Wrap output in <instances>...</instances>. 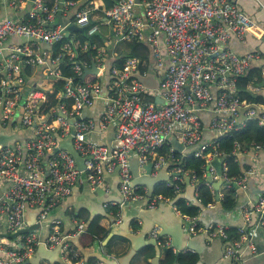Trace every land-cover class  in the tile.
<instances>
[{
  "label": "built area",
  "instance_id": "obj_1",
  "mask_svg": "<svg viewBox=\"0 0 264 264\" xmlns=\"http://www.w3.org/2000/svg\"><path fill=\"white\" fill-rule=\"evenodd\" d=\"M2 6L19 12L18 17L0 18V134L17 135L0 142V184L9 182L0 192V215L6 217L10 232L25 228L27 207L38 208V220H45L82 182V173L96 187L103 183L104 171L117 170L122 202L145 199L154 208L170 200L160 192L149 195L145 185L132 184L133 152L139 166L152 162L154 175L169 163L166 185L176 193L184 189L186 175L198 191L196 172L186 169L183 161L192 154L204 160L203 176L212 191L217 180L227 188L247 187L254 169L230 175L227 156L253 155L260 144L235 140L229 153L219 148L221 137H232L245 123L238 121L243 110L247 118L264 126L260 105L253 106L238 91L239 77L260 58V50L239 54L230 46L233 35L244 39L255 32L260 37L262 28L237 1L0 0ZM139 41L151 48L153 69L160 79L156 90L137 75L148 64L130 53L129 44ZM120 44L123 50L117 53ZM92 63L95 77L84 80V70ZM34 67L42 68V82L31 77ZM104 88L106 104L100 117L85 116L84 109ZM155 96L161 101L156 102ZM112 122L116 127L111 141L96 142L94 133L103 134ZM176 129L183 147H190L187 153L170 143ZM67 135L84 159L83 168L60 147V138ZM174 207L190 232L222 239L224 255L232 264H243L246 252H257L251 223L264 224V196L244 207L245 223L235 233L226 224H203L197 215ZM114 215L120 221V213ZM59 222L53 221L44 244L59 249L63 264H83L70 238L86 231L84 221L77 219L69 232H63ZM150 235L176 251L158 226ZM38 243L36 235L28 233L22 245L3 249L7 255L0 256V264H26Z\"/></svg>",
  "mask_w": 264,
  "mask_h": 264
},
{
  "label": "crops",
  "instance_id": "obj_2",
  "mask_svg": "<svg viewBox=\"0 0 264 264\" xmlns=\"http://www.w3.org/2000/svg\"><path fill=\"white\" fill-rule=\"evenodd\" d=\"M235 1L238 2L246 13L254 17L256 22L260 25V28H262L261 31L260 29L258 30V32H260V37H258L255 32H249L244 39H240L236 35H233L230 39L231 48L239 54H245L257 49L260 50V58L254 60L251 68L248 70L256 74V69H260V83L254 84L251 82L246 87L252 95L257 96L260 94V100L254 101L253 99H248L247 96H241V98L251 101L252 104L254 103L253 106L255 107L260 105L258 107L260 115L264 114V72L261 70L264 59V0ZM7 16L18 17L19 12L10 6L0 7V18ZM13 40L17 41L19 39L14 38ZM142 44H146L149 47V57L145 58L148 60V64L140 70L142 75H146L149 71H152L151 68L153 69V60L151 58L150 46L147 43ZM122 50L123 44H120L117 53H121ZM29 72L34 80L38 82L44 80L45 75L42 68L34 67L29 70ZM257 76L258 75L255 77ZM158 86L159 83H157L156 86L149 87L156 90ZM256 86L258 87L257 90L254 89ZM212 90L214 95H216L217 87L215 85H212ZM105 91L104 88L102 95L95 99L92 105L84 109L85 116L95 119L100 117L106 104ZM157 97L158 96H155L154 100L160 102L161 99H156ZM244 112V110L240 112L238 121L240 123L245 121V123L236 131L246 126L247 119H255L247 118ZM223 113L226 114V111L224 110ZM205 116L207 117L206 114ZM115 127L116 123L112 122L103 134L94 133L93 139L98 143L110 142ZM208 136L209 134L206 133L205 138ZM251 142L258 143L254 140L244 141V143L249 144ZM170 143L174 145L178 151L185 150V153L189 151L188 149L190 147H186V149L181 144L178 129L171 134ZM60 145L63 147H70L72 145L71 137L67 135L60 138ZM135 154L137 153L133 152L131 158ZM131 158L130 167H132ZM234 159L240 160L241 171L251 168L254 169L255 172L249 176L246 188H238L236 190L234 194L236 205L231 209L225 208L221 203V200L227 192V187L222 184L220 180L215 181L213 193L216 200L207 205L199 206L200 210L198 214H196L199 221L203 224L220 222L226 224L231 229H236L245 223L243 214L244 207L250 202H256L259 198L264 196V144H260V148L257 149L255 154L242 153L239 154L237 158L234 157ZM148 163L142 167L135 161V168L138 172V176L135 175L131 168L133 174L131 180L132 184L145 185L148 188V185L141 183L143 181L139 179V177L147 173L146 166ZM214 163L217 165L218 161L216 160ZM163 166L156 175L151 174L150 171L152 177L157 176L162 179L153 186V192L155 193L158 188L167 186L166 183L170 180L169 170L171 165L166 163ZM217 167L219 169L218 165ZM81 177L83 178L82 182H78L73 187L72 192L50 210L47 218L43 221L38 220V208L27 207L25 209V228L17 232H10L6 226V217L0 215V256L5 257L7 255L3 249L22 245L26 235H28V233H33L36 235L39 243L36 245L35 252L30 256L29 261H27V259L25 263L34 264V262L36 263L37 261L38 264H63L59 249L57 247L50 248L46 246L44 240L47 239L51 229H53L52 223L54 220H60L59 226L61 230L63 232H69L76 226V220L78 219L84 221L86 231L75 237H71L70 241L79 249L83 264H123L119 259H123L122 257L126 256L130 250L136 247H139L137 253L132 256L130 261L124 258V263L152 264L151 260L156 254V248L153 244H150L154 242L150 235V231L155 226H158L160 231H165L162 232L163 235L169 236L171 242L174 240V245H172V247L176 249V253L184 254L185 256H183V258H188L187 255L194 257L196 259L195 264H232L230 258L224 255V241L222 239L213 238L210 240L204 233H192L189 231L187 222L174 207H177L176 201L178 199L170 204L169 201L173 198L172 197L170 200L162 201V203L160 202V204L154 208L148 207L145 199L130 200L129 203L124 205L125 202H122V198H120V178L117 170L104 171L103 183L96 187L88 182L85 178V173H82ZM192 182L187 183L185 181L184 189L180 191L183 195L179 198H184L187 203H194L193 196L198 199L195 189L196 185ZM8 185V181L2 182L0 184V192L6 189ZM191 186L194 187L193 191L190 190ZM111 202H116L117 205L114 206ZM116 211L120 213V221H118V218L114 215ZM160 223L164 225V228ZM91 225H93V227L90 228ZM251 230L257 244V252L254 254L246 252L243 264H264V224L252 222ZM104 232L106 233L103 234ZM109 232H112V235H110ZM126 234L132 235V238L128 237ZM147 241H149V243H147ZM157 245L160 248L159 257L161 262L165 247L158 242Z\"/></svg>",
  "mask_w": 264,
  "mask_h": 264
},
{
  "label": "trees",
  "instance_id": "obj_3",
  "mask_svg": "<svg viewBox=\"0 0 264 264\" xmlns=\"http://www.w3.org/2000/svg\"><path fill=\"white\" fill-rule=\"evenodd\" d=\"M143 41L134 42L129 44L130 53L133 55H138L143 58L149 57V47ZM121 57L116 58V62L118 64H121ZM110 59L108 60V65L110 66ZM258 75L257 77H255ZM95 76L88 72L84 76V80H90L93 79ZM255 77V80H254ZM253 82L254 84L260 83V69H256V74L251 71H247L246 75H242L238 79V91L239 95L244 97L247 96L248 99H253L254 101L260 100V94L257 96L252 95L250 91L246 89L249 83ZM240 140L241 142L244 141H256L259 144H264V126L260 125L257 121V119H247L246 120V126L243 129H240L239 131H235V133L232 135V137H221L219 139V148L221 150H224L226 153H229L230 150L233 147V142L235 140ZM184 167L186 169H194L197 176V185H198V191L197 196L199 201L203 205H207L209 203H212L216 200L215 195L213 191L206 185L205 178L203 176L202 172V165L204 163V160L200 157H196L193 154L186 156L184 159ZM227 161L229 163V174L230 175H237L241 172V166H240V160L234 159L233 155L227 156ZM160 187V186H158ZM236 187L231 185L230 188H227V192L225 193L223 199L221 200L222 205L225 208L231 209L236 205L235 201V192ZM157 192L163 193L168 198H172L175 196L176 192L174 191L173 187L168 186H162L156 190ZM177 207L186 214L189 215H196L198 214L200 207L194 203H187V201L184 198H179L176 201ZM93 227V225L90 226V228ZM236 229H231V233H235ZM91 233V229H90ZM104 232L103 234H105ZM94 236V235H92ZM99 236V235H96ZM103 237V236H102ZM164 252L161 257V264H195L196 259L192 256H188V258H183L185 256L181 253H176L173 251V249L169 246H164Z\"/></svg>",
  "mask_w": 264,
  "mask_h": 264
},
{
  "label": "water",
  "instance_id": "obj_4",
  "mask_svg": "<svg viewBox=\"0 0 264 264\" xmlns=\"http://www.w3.org/2000/svg\"><path fill=\"white\" fill-rule=\"evenodd\" d=\"M138 1V0H137ZM76 29H79V30H83L82 28H77V27H75ZM151 70L152 71H149L146 75H142L141 73H137V75H138V77H140V79L144 82V83H146L148 86H156L157 85V83H159V81H160V79H159V77H158V75L156 74V72H155V70L154 69H152L151 68ZM93 71H96V66H95V64L94 63H92V65H91V67H87V68H85V70H84V74H83V77L85 76V74L87 73V72H93ZM156 99H159V97H157ZM17 135H10V136H8L7 134H4V133H2V134H0V142L1 143H7L9 140H13L15 137H16ZM60 147H63V146H61L60 145ZM65 148H67V149H69V151L75 156V158H76V160H77V163H78V165H79V167L80 168H83V161H84V159H83V157L77 152V150L73 147V144L70 146V147H66V146H64ZM131 164H132V170L134 171V173H135V175H137L138 176V172H137V170H136V168H135V161L137 162V163H139V158H138V154H135L134 156H132V158H131ZM147 173L145 174V175H142L141 177H139V179L141 180V181H143V182H141V183H145L146 185H148V188H149V191H148V193H149V195H151L152 193H153V186L155 185V183L156 182H158V181H160V180H162V179H160L159 177H152L151 175H150V171H151V168H152V162H149L148 164H147ZM164 167V166H163ZM185 181L188 183V182H190V177L189 176H185ZM190 190L191 191H193L194 190V187L193 186H191V188H190ZM263 190V189H262ZM264 191V190H263ZM182 195H183V193H177L176 194V196L175 197H173L169 202H170V204H172V203H174L177 199H179V197H182ZM121 198V197H120ZM193 201H194V204H196V205H198V206H203V204L199 201V199H197L195 196H193ZM126 203H129V201H126L125 203H124V205L126 204ZM162 203V202H161ZM160 204V203H159ZM161 224V223H160ZM162 225V227L164 228V225L163 224H161ZM165 230V229H164ZM162 232H165V231H160V234H162L163 235V233ZM110 233V235H112V232H109ZM144 234V233H143ZM128 237H130V238H132V235H129V234H126ZM153 238V237H152ZM153 243H150V244H153V246L156 248V254H155V256L153 257V259L151 260V263L152 264H161V262H160V257H159V255H160V248H159V246L157 245V240L155 239V238H153ZM147 243H149V241H147ZM172 245H174V240L171 242V246ZM137 249H139V247H136V248H134V249H132V250H130V252L126 255V256H124V257H122L123 259L125 258L126 260H128V261H130V259L132 258V256L133 255H135L136 253H137ZM30 259V258H29ZM29 259L27 260V261H29ZM123 259H119V261L120 262H122L123 264H125L124 262H125V260H123ZM26 261V262H27ZM34 264H38V262L36 261V263L34 262Z\"/></svg>",
  "mask_w": 264,
  "mask_h": 264
}]
</instances>
